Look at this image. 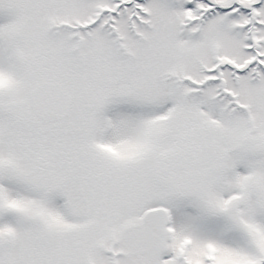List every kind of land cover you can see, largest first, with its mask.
Here are the masks:
<instances>
[{"label":"snow or ice","instance_id":"1","mask_svg":"<svg viewBox=\"0 0 264 264\" xmlns=\"http://www.w3.org/2000/svg\"><path fill=\"white\" fill-rule=\"evenodd\" d=\"M0 264H264V0H0Z\"/></svg>","mask_w":264,"mask_h":264}]
</instances>
